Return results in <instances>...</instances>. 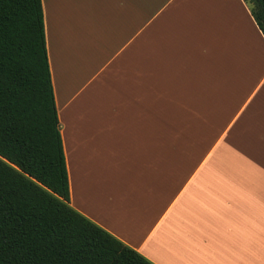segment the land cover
<instances>
[{
	"label": "crops",
	"instance_id": "obj_1",
	"mask_svg": "<svg viewBox=\"0 0 264 264\" xmlns=\"http://www.w3.org/2000/svg\"><path fill=\"white\" fill-rule=\"evenodd\" d=\"M68 205L152 264H264V37L243 0H41Z\"/></svg>",
	"mask_w": 264,
	"mask_h": 264
},
{
	"label": "trees",
	"instance_id": "obj_2",
	"mask_svg": "<svg viewBox=\"0 0 264 264\" xmlns=\"http://www.w3.org/2000/svg\"><path fill=\"white\" fill-rule=\"evenodd\" d=\"M68 200L41 0H0V264H152Z\"/></svg>",
	"mask_w": 264,
	"mask_h": 264
}]
</instances>
